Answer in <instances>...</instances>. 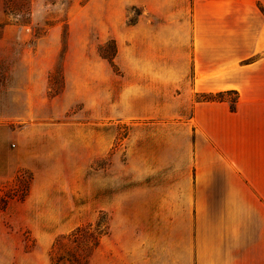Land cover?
<instances>
[{"label": "rangeland", "instance_id": "rangeland-1", "mask_svg": "<svg viewBox=\"0 0 264 264\" xmlns=\"http://www.w3.org/2000/svg\"><path fill=\"white\" fill-rule=\"evenodd\" d=\"M150 3L173 13L184 0ZM141 11L137 0H0V264H56L68 245L56 239L78 226L107 228L100 257L78 263L96 264L119 241L114 195L138 172L184 171L191 152L177 145L192 133L175 128L178 102L127 94L138 87L127 23Z\"/></svg>", "mask_w": 264, "mask_h": 264}, {"label": "crops", "instance_id": "crops-1", "mask_svg": "<svg viewBox=\"0 0 264 264\" xmlns=\"http://www.w3.org/2000/svg\"><path fill=\"white\" fill-rule=\"evenodd\" d=\"M258 3L264 6V0H184L163 13L150 0H137L142 11L127 28L137 35L131 65L138 87L127 94L137 102L150 93L172 96L178 102L172 115L186 118L174 127L192 133L177 147L190 149L191 158L184 171L138 172L135 184L114 195L119 241L96 264H264V14ZM219 91L236 92L235 109L227 96L196 100ZM158 110L155 115H164L168 108ZM9 203H0V211ZM95 249L100 257L103 249Z\"/></svg>", "mask_w": 264, "mask_h": 264}, {"label": "trees", "instance_id": "trees-1", "mask_svg": "<svg viewBox=\"0 0 264 264\" xmlns=\"http://www.w3.org/2000/svg\"><path fill=\"white\" fill-rule=\"evenodd\" d=\"M259 9L264 14V6L260 5ZM111 62V59H108ZM229 91L219 92H203L197 94V100L201 101H216L223 100ZM235 97L230 99V108L235 109L237 101V94L234 92ZM107 233V228H104L99 234H94L92 231L85 230L83 226L74 228L69 234L57 238L54 245H58L60 248L63 246L62 240L66 238L67 248L56 255L55 258L51 257L54 263L58 264L61 262L68 261L70 264H78L81 255L84 257L89 256L91 251L99 244L102 235Z\"/></svg>", "mask_w": 264, "mask_h": 264}]
</instances>
